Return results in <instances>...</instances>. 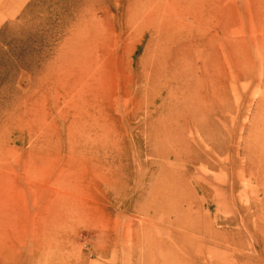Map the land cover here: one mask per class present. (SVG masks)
Wrapping results in <instances>:
<instances>
[{"label": "rangeland", "instance_id": "374dc122", "mask_svg": "<svg viewBox=\"0 0 264 264\" xmlns=\"http://www.w3.org/2000/svg\"><path fill=\"white\" fill-rule=\"evenodd\" d=\"M0 192V264H264V0H0Z\"/></svg>", "mask_w": 264, "mask_h": 264}, {"label": "bare ground", "instance_id": "6f19581e", "mask_svg": "<svg viewBox=\"0 0 264 264\" xmlns=\"http://www.w3.org/2000/svg\"><path fill=\"white\" fill-rule=\"evenodd\" d=\"M145 1V0H144ZM146 1H148V2H150V0H146ZM192 17H193V19L195 20V21H202V19H200V18H198L199 17V15H198V12L197 11H195V12H193L192 13ZM193 24H194V27H195V31H194V29H193V27H187V32L188 33H190V35H196V34H200V32H199V30L198 29H200L201 27H200V25H197V24H195L194 22H193ZM156 74L157 73H155V76H156ZM152 78H153V75L151 76ZM150 78L148 77L147 78V80L146 81H148ZM83 107V106H82ZM87 114H91L90 112H87ZM93 114H95V113H93ZM87 115H85L84 117H86ZM192 118L194 119V121H196L199 125H200V129H198L197 130V132H199V133H202L203 132V130H202V128H201V121L203 120V118L204 117H202L201 119H200V117H198V119L196 118V116H192ZM200 140H201V138H200ZM202 143H204L203 142V139H202V141H201ZM203 146H204V144H203ZM169 157V156H168ZM175 159V158H174ZM174 162H176V161H174ZM170 163V162H169ZM173 164V163H172ZM171 164V165H172ZM168 165V164H167ZM170 165V166H171ZM176 165V164H175ZM171 186V185H170ZM164 187L163 186H161V185H159V187L157 188V187H155L154 189H153V191H152V193L154 194V197L152 198L153 199V201H152V203L150 204V205H152V208H153V211L154 212H156V211H163L165 214H167V215H170L172 212H174V211H171V209H174V208H176L177 209V204L179 203H177V199L176 198H171L170 197V195L168 194V193H166V191L163 189ZM162 189V190H161ZM175 189V188H174ZM5 191V190H4ZM3 191V192H4ZM2 192V193H3ZM180 192V191H179ZM1 192H0V203L2 204V201L4 200V195L2 194ZM178 197V196H177ZM8 198H9V196H7L6 198H5V204H6V201L8 200ZM179 200V199H178ZM14 204H16V203H14ZM3 205V204H2ZM12 205V204H11ZM145 205H147V204H145ZM6 206L8 207V205L6 204ZM144 205H142V207H143ZM148 207V205L146 206V208ZM145 208V209H146ZM10 207L9 208H7V210L6 209H3L2 207H0V214H2L3 216H8L9 218H10V215L8 214L9 212H10ZM180 210V209H179ZM171 211V212H170ZM160 214V213H159ZM161 215V214H160ZM163 215V214H162ZM177 215V214H176ZM164 216V215H163ZM178 216V219L176 218V220L174 221V223L176 224V226H178V225H180L181 224V222H182V219L180 218V216L179 215H177ZM181 216H184V214L181 212ZM167 217V216H166ZM2 217H1V215H0V219H1ZM165 219V218H164ZM14 223H11V225H13ZM9 226V225H8ZM2 227V226H1ZM2 229H4V228H2ZM1 230V229H0ZM4 232V231H3ZM8 234V233H7ZM8 236V235H7ZM183 236L184 235H182V237L181 238H183ZM185 237V236H184ZM178 241H180L179 239H178ZM181 241H182V239H181ZM183 242H184V240H183Z\"/></svg>", "mask_w": 264, "mask_h": 264}]
</instances>
